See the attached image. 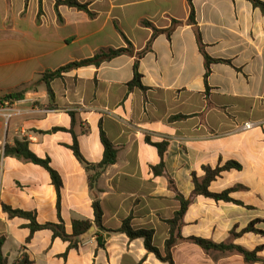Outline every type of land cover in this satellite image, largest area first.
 Segmentation results:
<instances>
[{
  "label": "crops",
  "instance_id": "obj_1",
  "mask_svg": "<svg viewBox=\"0 0 264 264\" xmlns=\"http://www.w3.org/2000/svg\"><path fill=\"white\" fill-rule=\"evenodd\" d=\"M78 1L93 16L60 6V20L56 0H0V237L6 238L8 264L24 256L31 264H168L149 253L143 239L122 233L102 234L108 235L105 248L93 235L68 251L69 244L49 230L36 232L27 243L29 221L10 218L2 204L35 212L39 224L62 219L72 233L74 220H94L93 203L99 200L105 228L117 230L132 217L134 229L154 231V245L164 254L170 237L166 221L181 208L177 194L192 198V175L202 178L204 167L228 162L239 163L241 170L223 172L210 191L236 187L231 197L243 205L193 196L181 235L250 252L263 247L258 256L264 259V8L249 0ZM146 22L173 31L153 38ZM125 38L135 49L133 56L65 73L52 83L53 101L45 86L28 89L22 100L8 99L47 71L125 48ZM150 42L148 53L138 58ZM204 53L221 61L210 64L207 78ZM137 61L145 91L128 87ZM245 124L253 127L247 130ZM101 129L118 158L101 174L94 192V172L69 147L72 130L84 159L101 163ZM148 140L168 143L163 176L153 171L161 158ZM17 141H27L60 174V215L48 171L6 156V147ZM253 222L263 233H244ZM173 258L175 264H247L236 252L207 253L186 240L178 241Z\"/></svg>",
  "mask_w": 264,
  "mask_h": 264
},
{
  "label": "trees",
  "instance_id": "obj_2",
  "mask_svg": "<svg viewBox=\"0 0 264 264\" xmlns=\"http://www.w3.org/2000/svg\"><path fill=\"white\" fill-rule=\"evenodd\" d=\"M190 3H192V0H188ZM252 2V4L256 7H262L264 8V3L258 1V0H249ZM27 2V0H26ZM60 6H68L71 8H77L80 11H84L88 13L90 16H93V13L90 12L87 4H81L78 0H56V11L58 12L59 19L61 20V16L59 14V7ZM190 22L195 23V12L192 9L191 16H190ZM178 22H174V26L177 25ZM146 26L151 27L154 31V37L155 38L158 34L167 33L171 34L173 31V27L167 30H158L156 29L152 24L149 22L145 23ZM127 46L125 48L120 49H109L104 50L96 55H94L91 58L75 61L72 62L66 66H63L55 71H47L44 74H42L41 78L30 85L29 87H26L22 89L19 92H15L11 95V98H8L10 100H22L25 97V94L28 89H37L39 86H45L47 89V92L52 99V101L55 99V94L52 89V83L56 79L63 78V75L65 73H68L72 70L80 69L83 67L88 66H95L100 67L103 63L111 61L114 58L120 57L122 55H131L133 56L135 54V49L132 45V43L125 38ZM150 42L146 49L143 51L137 53L138 58H142L145 56L148 51L151 48ZM203 50V48H202ZM205 54V53H204ZM206 58V65H207V76L209 75V66L211 63L214 62H221L219 60H214L208 57L205 54ZM139 62L137 61L134 66V79L128 84L129 90L132 91L134 88H139L143 91L146 90V88L142 85L141 79L142 76L139 73ZM178 118H183L178 117ZM60 130V129H56ZM73 133V144L69 148L74 153V156L76 159L85 165L86 169L90 172H94L90 176V188L92 191L97 192L98 189V180L101 176V174L107 169V167L114 165L117 162L118 158V149L116 146L108 139L106 133L101 129V142L104 147V157L101 163L97 165L89 164L84 157L82 156L78 144V139L76 134L71 130ZM151 144L156 146L159 150V155L161 158V163L153 167V171L155 175L157 176H163L164 175V155L168 147V143H158L154 144L150 140H148ZM6 156L15 157L19 160H25L30 163H33L35 165L41 166L44 168L48 173L50 174L52 184L56 188L57 195H58V203L57 208L60 215V206H61V191L63 188V180L60 176V174L55 171L50 163L49 159H41L36 154L32 152V150L29 147V143L27 141H17L14 147H6L5 150ZM232 169L235 170H241V165L237 162H228L222 167H217L215 169L210 167H204L203 171L205 173L204 177L198 178L196 173H194L193 176V183L195 186L193 196H203L208 199H212L216 202H226V203H233L236 205H243L242 202L237 201L231 197V194L234 193L237 188H231L227 189L220 193H214L210 191L211 184L216 181V179L225 171H230ZM192 196V198H193ZM189 198L186 199L181 194H177V200L180 202L181 208L178 212L175 213L174 217L171 220L166 221V223L170 227V237L166 241L165 244V251L164 254L154 245V231L153 230H145V229H134L132 227V217L127 218L122 226L117 230H109L104 227L103 225V217L104 212L102 209V206L99 202V200H95L93 203V209H94V220H74L72 222V233H69L66 229V225L64 221L60 217L59 223H47V224H39L37 221V214L35 212H26L23 210H15L11 208L10 206H7L5 204H2L3 211L8 214L10 218H22L29 221V224L27 225V228L30 229L31 235L27 239V243H30L33 235L42 230H49L53 233L54 239H61L63 242L68 243V251L78 249L80 244L82 243L83 239L82 237L88 232V230L95 226L99 231L94 235L99 238L98 244L100 248H105L106 242L100 241V237L103 236L102 234H109V233H122L126 234L130 240H136V239H143L144 246L146 250L149 253L154 254L158 260L164 263L168 264H175L174 258H173V249L176 247L178 241L180 240H186L188 242H191L198 247H200L205 252L210 251H219V252H236L243 256L244 261L247 264H254L261 262L264 264V259L260 258L258 256V251L263 249V247H260L259 249L255 251H248L245 248L235 245V244H217L211 240L205 239V238H198V237H190L184 239L181 235V229L183 225V219L184 216L193 203V199ZM256 222H253L250 224V226L244 231V233L247 232H258L263 233L262 231H257L254 229V224ZM6 242L5 237H0V264H8V259L5 257L3 253V247ZM63 257H67V254L63 255ZM16 264H31V261L24 256L23 259Z\"/></svg>",
  "mask_w": 264,
  "mask_h": 264
},
{
  "label": "water",
  "instance_id": "obj_3",
  "mask_svg": "<svg viewBox=\"0 0 264 264\" xmlns=\"http://www.w3.org/2000/svg\"><path fill=\"white\" fill-rule=\"evenodd\" d=\"M99 230L95 227V226H92L89 230H88V232L82 237V239H84V238H88V237H90V236H93V235H95L97 232H98ZM108 237V235H106V236H101L100 237V241H104V240H106V238Z\"/></svg>",
  "mask_w": 264,
  "mask_h": 264
},
{
  "label": "built area",
  "instance_id": "obj_4",
  "mask_svg": "<svg viewBox=\"0 0 264 264\" xmlns=\"http://www.w3.org/2000/svg\"><path fill=\"white\" fill-rule=\"evenodd\" d=\"M252 127H253V124H245L244 125V128L247 129V130L251 129Z\"/></svg>",
  "mask_w": 264,
  "mask_h": 264
},
{
  "label": "rangeland",
  "instance_id": "obj_5",
  "mask_svg": "<svg viewBox=\"0 0 264 264\" xmlns=\"http://www.w3.org/2000/svg\"><path fill=\"white\" fill-rule=\"evenodd\" d=\"M199 248V247H198Z\"/></svg>",
  "mask_w": 264,
  "mask_h": 264
}]
</instances>
